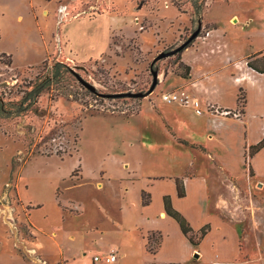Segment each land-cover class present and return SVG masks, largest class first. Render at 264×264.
<instances>
[{
    "label": "rangeland",
    "instance_id": "1",
    "mask_svg": "<svg viewBox=\"0 0 264 264\" xmlns=\"http://www.w3.org/2000/svg\"><path fill=\"white\" fill-rule=\"evenodd\" d=\"M30 4L31 9L28 0H0V264H68L79 247L100 240L98 232L88 228L106 216L118 231L131 226L133 213L140 208L136 193L140 191L142 201H151L144 185L177 179L184 185L185 179L200 176L203 151L178 134L164 107L190 108L199 117L243 116L245 91L237 92L224 71L220 73L224 91L208 95L211 103L204 104L198 91L184 86L190 75H181L190 66L183 57L188 45L198 46L209 29H234L238 23L234 14L241 10H252L259 21L256 11L264 10V0H30ZM200 22L199 37L183 53L154 62L185 45ZM243 31L247 36L249 31L244 27ZM74 43L81 52L78 56ZM152 71H158V83L147 95L154 85ZM76 73L96 93L85 88ZM120 93L147 96L110 97ZM173 93L199 102L202 114L192 106L166 102L164 97ZM148 107L153 109V121L175 142L195 148L196 156L182 174L144 172L141 137L149 131L143 116ZM205 158L208 169L202 176L209 186L211 210L238 231L240 260L264 264V177L256 175L249 149L246 160L235 164L236 176L224 175L217 170L218 161ZM105 189L106 193L99 192ZM217 203L221 206L214 210ZM120 207L132 215L120 214ZM111 233L107 239L113 240L116 231ZM193 236L197 241L200 233ZM161 238L160 233H150L148 249L155 251ZM227 254L233 255L231 250ZM203 262L193 252L190 264Z\"/></svg>",
    "mask_w": 264,
    "mask_h": 264
},
{
    "label": "crops",
    "instance_id": "2",
    "mask_svg": "<svg viewBox=\"0 0 264 264\" xmlns=\"http://www.w3.org/2000/svg\"><path fill=\"white\" fill-rule=\"evenodd\" d=\"M28 1L31 9L30 0ZM251 12L252 10H241L234 14L238 19L236 27L244 22L242 29L236 33V27L231 30L225 26L209 29L207 36L200 40L198 46L188 48L183 57L184 62L191 68L190 78L183 82L184 86L187 85L190 91H198L197 94L204 104L211 103L208 95L215 91H224V83L220 78L221 71H224L237 92L245 91L246 106L241 112L243 116L239 119L213 114L199 117L190 108L175 105L164 107L178 134L192 141L203 151L205 156L201 158L204 162L201 164L203 168L200 165V176L185 179L180 188L176 180H157L150 187L144 185L143 190H148L151 196L148 205L142 203L140 191L138 194L136 190V202L140 208L134 211L131 226L118 231L114 220L106 216L107 221H99L88 228L98 232L95 236L101 241L95 239L90 246L79 247V250L72 254L74 257L68 264H108L95 262L94 257L113 251L118 253V260L111 264H190L193 252L201 255L203 264H244L240 260L238 231L233 224L224 221L219 214L211 210L209 186L202 175L208 169L206 156L218 161L220 166L217 170L224 175H238L235 169L237 161H245L246 150L264 140V42L261 40L264 37V10L256 11L261 17L259 21H255V15ZM77 22L81 20L70 24ZM243 27L249 31L247 36L243 35ZM105 35L108 47L111 33ZM75 47L74 43L72 48L76 55L81 53ZM143 116L147 128L149 127V131L141 137V149L145 151L142 161L144 172L151 175L182 174L190 159L196 156L195 148H186L175 142L158 122L153 121L152 108H146ZM119 160L121 162L122 158L119 157ZM250 162L256 175L264 177V148L251 157ZM123 166L129 168L128 164ZM108 186L110 185L105 188ZM106 189L99 192L106 193ZM180 190L184 193L183 196H180ZM122 196L125 199L126 196ZM165 196H170L173 208L184 216L194 234L200 232L203 227L210 226L208 234L199 245H192L177 221L167 215ZM220 206L221 204L217 203L214 210ZM130 207L131 205L127 209H131ZM99 209L107 210L103 207ZM119 211L123 215L129 214L128 217L132 215V211L128 212L123 207H120ZM117 221L120 222L119 219ZM104 223L109 224L108 229L104 227ZM114 231L115 238L107 239ZM153 232L160 233L162 238L159 246L152 252L148 249V235ZM95 244L97 246H94ZM229 250L233 253L230 257L227 254ZM207 255L210 259H206Z\"/></svg>",
    "mask_w": 264,
    "mask_h": 264
},
{
    "label": "trees",
    "instance_id": "3",
    "mask_svg": "<svg viewBox=\"0 0 264 264\" xmlns=\"http://www.w3.org/2000/svg\"><path fill=\"white\" fill-rule=\"evenodd\" d=\"M190 46L191 45H188L187 48H189ZM184 50H186V49L179 50L177 52V55L183 53ZM185 68H186V72L183 73V75H181L183 78H187L190 75V67L186 66ZM230 114H232V112ZM263 148H264V140H262L260 143L254 145V146H251L249 148L250 157H253L255 154H257ZM176 181H177L178 188L183 186V181H181L179 179H177ZM179 192H180V196H183L184 193L181 190ZM149 203H150V201H147L145 199L143 200L144 205H148ZM164 204H165V210H166L167 215L172 217L174 220L177 221V223L180 225V228H181L183 234L186 236V238L189 240V242L194 246L199 245L200 241L203 240L206 237V235L208 234V232L210 230V226L207 225L200 230V232H199L200 236H199L198 240L196 241L194 239V236H193L194 231H193L192 227L187 222V220L184 218V216H182L178 211H176L173 208L170 196L164 197Z\"/></svg>",
    "mask_w": 264,
    "mask_h": 264
},
{
    "label": "water",
    "instance_id": "4",
    "mask_svg": "<svg viewBox=\"0 0 264 264\" xmlns=\"http://www.w3.org/2000/svg\"><path fill=\"white\" fill-rule=\"evenodd\" d=\"M201 28H202V24L200 22L199 24V29L192 35V37L189 39V41L181 46L180 48H178L176 51L174 52H170V53H163L161 55H159L156 59H155V63L158 62V61H161L162 59H165L167 57H170L172 56L173 54H175L177 51L179 50H182L184 48L187 47V44H189L190 42L194 41L195 39H197L199 37V34H200V31H201ZM153 72V76H154V85L152 86L150 92L147 94L149 95L156 87L157 83H158V71H152ZM76 77L77 79L79 80V82L85 87L87 88L88 90H90L91 92H94L96 93V88L91 85L89 82H87L86 80H84L78 73H76ZM147 95H144L142 93H120V94H115V95H111L110 97H113V98H143ZM109 97V95H108ZM199 255H197L198 257Z\"/></svg>",
    "mask_w": 264,
    "mask_h": 264
},
{
    "label": "built area",
    "instance_id": "5",
    "mask_svg": "<svg viewBox=\"0 0 264 264\" xmlns=\"http://www.w3.org/2000/svg\"><path fill=\"white\" fill-rule=\"evenodd\" d=\"M164 100L169 103H181L186 106H192L198 114H202L200 110V103L199 102H193L188 96L185 94H177L173 93L170 95H166L164 97ZM118 260V253L116 251L110 252L109 254L103 255V256H95L94 261L95 262H105L108 264L114 263Z\"/></svg>",
    "mask_w": 264,
    "mask_h": 264
}]
</instances>
